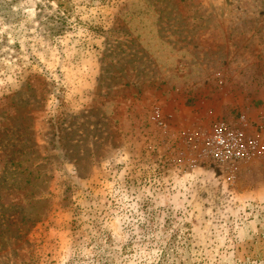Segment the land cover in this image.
I'll return each instance as SVG.
<instances>
[{
  "label": "rangeland",
  "instance_id": "obj_1",
  "mask_svg": "<svg viewBox=\"0 0 264 264\" xmlns=\"http://www.w3.org/2000/svg\"><path fill=\"white\" fill-rule=\"evenodd\" d=\"M0 264H264V0H0Z\"/></svg>",
  "mask_w": 264,
  "mask_h": 264
},
{
  "label": "built area",
  "instance_id": "obj_2",
  "mask_svg": "<svg viewBox=\"0 0 264 264\" xmlns=\"http://www.w3.org/2000/svg\"><path fill=\"white\" fill-rule=\"evenodd\" d=\"M248 128L241 113L232 118L218 119L204 141L205 158L214 166L226 167L247 159L256 150H262L263 147H257L247 137Z\"/></svg>",
  "mask_w": 264,
  "mask_h": 264
}]
</instances>
